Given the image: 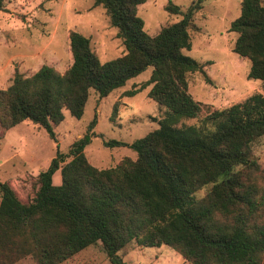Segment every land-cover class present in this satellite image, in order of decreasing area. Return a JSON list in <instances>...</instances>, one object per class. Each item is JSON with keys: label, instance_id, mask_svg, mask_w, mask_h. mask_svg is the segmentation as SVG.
Wrapping results in <instances>:
<instances>
[{"label": "trees", "instance_id": "16d2710c", "mask_svg": "<svg viewBox=\"0 0 264 264\" xmlns=\"http://www.w3.org/2000/svg\"><path fill=\"white\" fill-rule=\"evenodd\" d=\"M93 1L105 9L125 52L102 62L89 37L71 30L72 62L63 73L43 64L30 76L16 72L0 89V128L29 120L57 141L54 127L64 109L81 118L90 89L107 96L148 66L142 87L151 84L147 95L166 108L164 116L158 128L131 143L104 141L129 146L135 158L94 166L84 153L86 132L72 142L68 160L57 150L29 200L0 182V251L59 264L100 241L111 264H128L118 251L135 240L167 245L190 264H264V167L253 152L264 137V0H241L229 28L237 33L233 51L250 60L247 76L262 81L263 92L213 109L197 124L185 122L202 110L186 77L202 65L182 50L191 48L189 27L203 0L184 11L169 1L165 9L182 16L154 35L137 13L145 0ZM94 123L95 116L89 127ZM58 170L60 183L54 184Z\"/></svg>", "mask_w": 264, "mask_h": 264}, {"label": "rangeland", "instance_id": "374dc122", "mask_svg": "<svg viewBox=\"0 0 264 264\" xmlns=\"http://www.w3.org/2000/svg\"><path fill=\"white\" fill-rule=\"evenodd\" d=\"M169 1L184 11L193 0H145L138 6L137 13L150 35L181 18V14L165 9ZM240 1L203 0L193 15L189 27L191 48L182 52L202 65V71L190 72L186 77L188 92L202 103V110L197 118L186 120L187 124H197L213 109L229 107L263 92L262 81L247 76L250 60L233 51L237 33L229 28L240 14ZM71 30L89 37L92 49L102 62L125 52L105 9L93 0H0V89L11 83L16 72L30 76L43 64L63 73L72 62ZM151 71L152 66H148L104 97L90 89L81 118L63 110L64 120L54 127L57 141L29 120L5 131L0 128V182L13 181L18 197L29 200L36 188L38 173L46 169L57 150L65 153L68 160L72 142L86 132L90 133V140L84 153L94 166L112 167L124 156L135 158L136 152L129 146H107L104 141L131 143L159 127L158 120L166 108L148 97L151 84L142 87ZM132 89L137 91L125 94ZM94 116L95 123L90 128ZM253 152L264 167V137L254 144ZM53 182L60 183L59 171L54 173ZM202 194L203 190L197 195ZM118 254L128 264H190L164 244L146 247L132 240ZM0 264H36V259L32 255L17 257L12 250H4L0 251ZM59 264L111 262L98 241Z\"/></svg>", "mask_w": 264, "mask_h": 264}, {"label": "crops", "instance_id": "0c3cea01", "mask_svg": "<svg viewBox=\"0 0 264 264\" xmlns=\"http://www.w3.org/2000/svg\"><path fill=\"white\" fill-rule=\"evenodd\" d=\"M58 171H59V170H58ZM12 183H13V181L9 182V184L13 186V184H12ZM53 183H54V182H53ZM57 184H59V183H57Z\"/></svg>", "mask_w": 264, "mask_h": 264}]
</instances>
